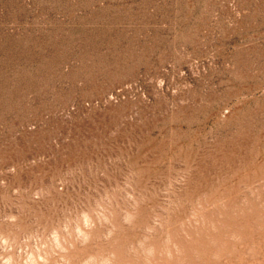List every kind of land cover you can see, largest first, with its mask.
<instances>
[{
    "label": "rangeland",
    "instance_id": "obj_1",
    "mask_svg": "<svg viewBox=\"0 0 264 264\" xmlns=\"http://www.w3.org/2000/svg\"><path fill=\"white\" fill-rule=\"evenodd\" d=\"M235 2L0 0V264H264V0Z\"/></svg>",
    "mask_w": 264,
    "mask_h": 264
},
{
    "label": "clouds",
    "instance_id": "obj_2",
    "mask_svg": "<svg viewBox=\"0 0 264 264\" xmlns=\"http://www.w3.org/2000/svg\"><path fill=\"white\" fill-rule=\"evenodd\" d=\"M231 7L235 11L236 17L239 18L242 15V13H241V11L236 10L237 9V6H236L235 0H231ZM244 13H247V10H244ZM227 23L231 27L233 25L234 21L231 18H229L227 20ZM173 51H174L175 55L178 56V57H180L181 59H186V58H190L191 57V53L187 51V48H184V49H174ZM213 55H214V53H209V57H208L209 58V61H211V58H212ZM179 62L180 61H176V63H179ZM196 63L197 62L195 60L192 61L193 68L196 67ZM194 74H197L198 75L199 73L198 72H195ZM180 75L183 76L184 73L181 72ZM155 83L157 84L158 87L162 88L164 86V84H165V80L163 78H156ZM128 87L130 88V87H132V85H128ZM186 87H188L187 84L180 85L179 87H177L173 91H174V93H178L181 88H186ZM257 91L259 93V96L264 97V87L259 88ZM253 95H255V93ZM110 99H114V97H110ZM244 99H251V97H240V98H237L236 101H235V103L236 104H240V103L243 102ZM257 104H259V100L258 99H257ZM229 111H230V107L229 108H225L223 110V112L220 113L219 119L221 121H224L225 122L227 120V113ZM257 139H259V137H257ZM11 168L14 170L15 169V165H13ZM42 260H43V257H34L32 255H29L28 260L26 261V264H41V261ZM2 264H11V260L10 259H6V260H4L2 262Z\"/></svg>",
    "mask_w": 264,
    "mask_h": 264
}]
</instances>
